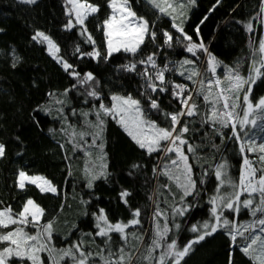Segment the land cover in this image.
Returning a JSON list of instances; mask_svg holds the SVG:
<instances>
[{"label": "snow or ice", "instance_id": "1", "mask_svg": "<svg viewBox=\"0 0 264 264\" xmlns=\"http://www.w3.org/2000/svg\"><path fill=\"white\" fill-rule=\"evenodd\" d=\"M37 2L38 0H19V3L26 5H35ZM148 3L161 15L170 17L172 28L179 33L174 38L170 32L164 31L163 46L172 48L174 43L182 44L187 41L184 49L195 59L184 58L161 65L157 62V52H152L141 59L119 66L124 71L134 72L141 77L144 83L140 96L147 101V108L140 98L131 94H110V104H106L103 93L98 90L99 81L93 73L88 72L81 76L73 64L58 55L61 49L44 32H36L32 39L46 42L49 54L62 65L65 72L77 80L78 85L83 88L81 94L85 97L84 103H88L89 98L99 101L98 106L93 103L89 110L72 109L71 116L82 118L81 128L68 120L63 107L57 109L60 113L57 118L63 120L60 132L66 137V143L88 158L84 169L86 187L92 189L96 180L107 179L110 175L107 171V154L104 152V132L107 118H111L147 155L160 154L157 157L160 162L153 166L152 174L157 181L161 176L168 181L158 183L157 192L164 188L176 201L169 205L171 214L160 207L158 199L153 200L152 235L145 243L146 232L128 231L130 228H143L140 208L132 211V218L126 223L111 222L105 209L100 208L98 213H92L95 232L84 233L90 238L89 241L79 239L57 247L53 241L55 221L49 219L41 223L45 209L34 199L27 198L19 211H14L11 205H4L0 201V264H45L42 254L46 255L47 264H183L185 258L195 251L194 245L220 230L230 237V247L241 251L252 264H264V96L253 97V86L258 80L264 79V37L259 41L250 39L251 63L247 75H242L240 61L234 67L223 64L209 51L202 39L194 42L192 36L184 31L186 9L194 6L196 0H148ZM64 7L67 16L65 30L71 31L78 27L80 35L85 36L86 42L94 46L92 51L81 53V58L86 55L99 61L101 52L95 47L96 41L88 31L86 22L89 17H95L100 12V6L90 0H64ZM107 7L110 12L99 25L105 37V61L121 51L135 57L141 53L146 40L156 41L154 25L134 10L132 0H108ZM214 9L215 6L210 11ZM177 19L181 23H177ZM253 21L264 26V0H260L256 15L244 23L249 34L256 31ZM195 31L199 36V26ZM158 49L162 50V46H158ZM76 52H80L79 47ZM199 54H203L206 60L201 62ZM19 59L14 55L13 67H16ZM199 63L204 65L203 70L198 66ZM138 65L142 66L139 71ZM218 69L222 71L218 72ZM170 72L178 73L190 81L193 87L166 79V74ZM71 90L66 89L63 95L67 97ZM165 93L177 101L179 109L166 111L161 106L160 95ZM201 98L203 105L200 103ZM55 102L63 105L66 101L56 99ZM41 110L51 114L50 109L42 106L37 109ZM153 113L162 116L166 124L162 126L153 120ZM89 116H94L95 119L90 120ZM194 117L199 118L201 127L207 125L221 141L227 139L237 144L241 155V168L239 176L234 178L229 174L227 160L215 164L212 171L217 185L208 200L211 205L210 219L192 225L189 231L196 235L181 244L178 236L181 224L176 222V218L185 217L193 207L188 202V197L195 199L200 195L193 165L189 162V156H197V149L201 147L193 144L187 136L193 131L190 125L194 123ZM225 129L231 130L227 136ZM213 146L219 151V146ZM60 147L64 148L65 144ZM250 154H256V159H250ZM5 157L6 145L0 142V159ZM97 159L101 161L99 165L96 163ZM132 167L137 169L142 165L133 164ZM207 176L208 170L205 169L199 178L200 185L205 183ZM28 185H35L41 193L59 194L57 187L45 176L29 175L28 172L19 170L17 188L26 190ZM173 186L177 192L173 191ZM119 195L121 201L127 205V198L132 193L125 189ZM89 203L90 200L81 199L85 209ZM242 210H247L251 219L240 223L238 218ZM225 212L232 214L233 218L229 219L224 215ZM84 215H88L86 210ZM29 228L35 231H28ZM113 233L119 235V242L114 241ZM97 237L101 243L95 249L90 248L89 245L95 243ZM229 264H232L231 252Z\"/></svg>", "mask_w": 264, "mask_h": 264}, {"label": "trees", "instance_id": "2", "mask_svg": "<svg viewBox=\"0 0 264 264\" xmlns=\"http://www.w3.org/2000/svg\"><path fill=\"white\" fill-rule=\"evenodd\" d=\"M90 2L100 6V12L95 17H89L86 22L88 31L96 41L95 47L101 52L99 61L86 55L81 58V53L92 51L94 46L86 42L85 36L80 35L78 27L71 31L65 30L67 16L64 0H39L35 5L22 4L19 0H0V29H2L0 31V142L6 145V157L0 159V201H3L4 205H11L14 211H19L27 198L34 199L45 209L41 223L49 219L55 221L53 241L57 247H63L70 241L79 239L89 241L90 238L84 233L95 232L92 213H98L100 208L105 209L109 220L113 223L118 221L126 223L132 218V211L140 208L143 228H130L128 231L146 232L145 243H147L153 229L151 222L153 200L158 199L160 207L167 209L169 214H171L169 205L176 203L166 189L160 188L157 192L158 183L168 182L163 176L157 181L152 174L153 166L160 162L157 159L160 154L147 155L116 121L107 118L104 152L107 154V171L110 175L107 179L96 180L94 187L88 189L84 171L88 158L66 143V137L60 132L63 120L57 118L60 115L57 109L63 107L68 120L81 128L82 118L71 116L72 109L89 110L93 103L98 106L99 101H92L89 98L88 103H84L85 97L81 94L83 88L78 85L77 80L64 71L62 65L49 54L44 43L33 40L32 37L38 31L44 32L61 49L59 56L73 64L81 76L88 72L93 73L99 81L98 90L103 93L106 104H110V94H131L140 98L147 108V101L140 96L144 83L141 77L134 72L124 71L119 67L120 65L141 59L152 52H157V62L161 65L169 61L176 62L184 58L195 59V57L185 51L184 44L187 41L182 44L174 43L172 48L163 46L164 31L170 32L174 38L179 35L172 28V19L161 15L145 0H132L134 10L154 25L157 39L155 42L146 40L141 53L135 57L121 51L114 53L105 61L103 57L106 43L103 29L99 25L110 12L107 7L108 0H90ZM259 4L260 0H219V2L196 0L195 6L189 10L188 18L183 19L184 31L192 36L194 42L202 39L209 51L223 64L234 67L237 61H240L241 74L247 75L251 63L249 41L250 39L259 41L262 37V27L258 21H253L256 31L249 34L244 28V23L256 15ZM214 6V11H210ZM205 16H207L206 20ZM177 23H181V20ZM197 26H199V36L195 31ZM158 46H162V50L158 49ZM77 47L80 48L79 53L76 52ZM14 55L20 58L16 67L12 66ZM199 55L201 62L206 60L203 54ZM198 66L203 70L202 63ZM141 67L138 65L137 70L139 71ZM220 71L222 69H218V72ZM166 79L193 87L190 81L185 80L178 73H167ZM73 85L77 87L74 88ZM66 89H72L67 97L63 95ZM49 93L54 95L50 96ZM260 96H264V79L258 80L253 86V97ZM56 99L66 102L60 105L55 102ZM160 103L166 111L180 108L177 101L167 93L160 95ZM200 103L203 105L202 98ZM41 106L50 109L51 114H46L42 110L37 111ZM88 119L94 120L95 117L89 116ZM152 119L162 126L166 124L158 113H153ZM192 120L194 123L190 127L193 131L187 136L191 138L193 144L201 147L197 149L198 158L190 155L189 162L193 165L194 178L197 179L200 195L195 199L188 197V202L193 207L185 217L176 218V222L181 224L178 233L181 244L196 235L189 231L192 225L210 219L211 205L208 200L217 185L212 171L215 164L227 160L230 166L229 174L234 178L239 176L241 168V155L234 141L227 139L221 141V138L210 131L207 125L200 126L198 117ZM230 131L225 129V135L227 136ZM61 144H65V147L61 148ZM213 145L219 146V151ZM250 156L256 159V154ZM96 163L99 165L101 161L97 159ZM133 164L142 167L134 169ZM205 169L208 170V176L205 178V183L200 185L199 178ZM19 170H24L29 175L45 176L57 187L59 194L41 193L35 185H28L26 190L18 189L16 178ZM125 189L132 193L127 198V205L121 201L119 195ZM173 191L177 192L174 186ZM81 199L90 200L86 209L81 204ZM85 210L88 215H84ZM224 215L229 219L233 218L229 212H225ZM250 219L247 210H243L238 221L243 223ZM170 226H172L171 220ZM29 230L35 231L31 228ZM113 239L119 242V235L113 233ZM99 243L101 241L97 237L95 243L89 246L95 249ZM230 245V237L220 230L194 245L195 251L185 258L183 264H229L230 252L232 264H252L248 257ZM43 257L47 264L46 255L43 254Z\"/></svg>", "mask_w": 264, "mask_h": 264}, {"label": "rangeland", "instance_id": "3", "mask_svg": "<svg viewBox=\"0 0 264 264\" xmlns=\"http://www.w3.org/2000/svg\"><path fill=\"white\" fill-rule=\"evenodd\" d=\"M39 1V0H38ZM145 1H147L148 2V0H145ZM195 6V5H194ZM194 6H189L187 9H186V16L184 17V20L185 19H187L188 18V13H189V10L192 8V7H194ZM170 18V17H169ZM171 19V18H170ZM180 19H177V21L176 22H178ZM183 20V21H184ZM47 35V34H46ZM45 44V46L47 47V44H46V42L44 43ZM47 50H48V48H47ZM59 55V54H58ZM52 56V55H51ZM53 57V56H52ZM254 157H252V156H250V159H253ZM253 160H255V159H253ZM242 199H243V197H242ZM243 211V210H242ZM242 211H241V213H240V215L242 214ZM239 215V216H240ZM28 231H30L29 229H28ZM42 257H43V254H42ZM44 258V257H43Z\"/></svg>", "mask_w": 264, "mask_h": 264}, {"label": "water", "instance_id": "4", "mask_svg": "<svg viewBox=\"0 0 264 264\" xmlns=\"http://www.w3.org/2000/svg\"><path fill=\"white\" fill-rule=\"evenodd\" d=\"M261 27H262V37H264V26L261 25Z\"/></svg>", "mask_w": 264, "mask_h": 264}]
</instances>
